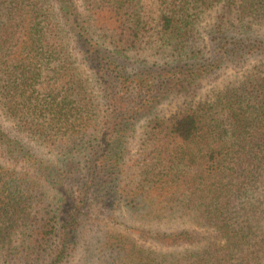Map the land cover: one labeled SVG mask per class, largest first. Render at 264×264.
I'll return each mask as SVG.
<instances>
[{
  "label": "trees",
  "instance_id": "16d2710c",
  "mask_svg": "<svg viewBox=\"0 0 264 264\" xmlns=\"http://www.w3.org/2000/svg\"><path fill=\"white\" fill-rule=\"evenodd\" d=\"M116 200L101 264H264V0H0V264H71Z\"/></svg>",
  "mask_w": 264,
  "mask_h": 264
},
{
  "label": "rangeland",
  "instance_id": "374dc122",
  "mask_svg": "<svg viewBox=\"0 0 264 264\" xmlns=\"http://www.w3.org/2000/svg\"><path fill=\"white\" fill-rule=\"evenodd\" d=\"M204 38L208 44L210 55L215 57L218 53L215 45L210 42L206 34H204ZM256 64H258L256 61L249 62V64L244 68L237 70L228 69L224 71V73L221 72L217 77H211L203 80L202 87L199 90L195 102L198 103L199 101L204 100L206 97H214L220 91L224 90L230 83H235L241 80L243 75L248 73ZM181 102L182 101L175 99L167 100L160 106L161 112L165 115H169L178 109ZM130 149L134 154L139 150V147L134 143L130 146ZM116 202L117 204L114 213V219L106 220L102 216L100 218H91L83 232L84 234L81 241V247L75 258L72 260L71 264H101L106 259H109V257L103 255L92 256L93 254H96V251H94L95 245L93 243L96 241L97 237L103 238L109 231L130 233L131 229H133L132 227L138 224V222L135 221L132 216L124 210L120 201L116 200ZM174 227L176 226H171V228ZM91 244L94 246L93 248L90 247ZM92 250L93 252H91ZM100 259L101 261H98Z\"/></svg>",
  "mask_w": 264,
  "mask_h": 264
}]
</instances>
